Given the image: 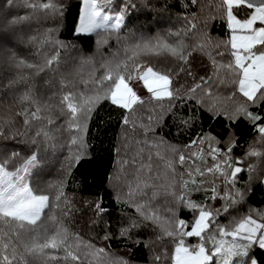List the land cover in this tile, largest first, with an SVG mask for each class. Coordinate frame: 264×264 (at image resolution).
Returning a JSON list of instances; mask_svg holds the SVG:
<instances>
[{
    "label": "snow or ice",
    "instance_id": "obj_1",
    "mask_svg": "<svg viewBox=\"0 0 264 264\" xmlns=\"http://www.w3.org/2000/svg\"><path fill=\"white\" fill-rule=\"evenodd\" d=\"M198 2L185 0V7ZM7 3L10 7H23L30 12L5 19L0 28L6 31L15 32L19 26L30 24L33 19L51 18L57 21V26L28 39L22 35L18 37L20 43L54 50L51 55L40 56L38 62L29 61L10 49L0 52V64L16 70L3 87L14 89L20 84L26 85L17 95V104L25 107L14 114L11 109L8 115L0 114V141L22 137L21 142L32 149L30 154L23 155L19 149L9 151L0 145V264H51L53 261H62L63 264H132L126 254L120 255L107 246L85 240L64 222L74 208L65 193V185L74 165L87 155L85 135L89 122L94 114L99 116V105L104 102L121 110L123 125H131L133 133L132 139L125 137V154L120 160L117 175L113 177L116 202L134 210L126 213V222L119 224L118 235L125 241H132L129 250L140 243L138 230L151 226L158 234L157 239L167 238L173 244L171 251L165 253L171 264H260L255 253L257 250L264 252V215L259 221L250 214L236 217L226 226L218 224L216 218L221 212L227 213L230 207L241 203L247 192V189L241 190L237 186L239 174L244 169L232 162L231 155L233 125L240 118L256 128L261 143V149L249 146L246 155L264 158V47L257 48V45L264 46V0H220L215 7L216 12L227 19L231 33L227 42H214L208 34L209 24L217 18L209 13L202 21V38L195 44L189 46L181 36L182 32L187 35L196 29V18L193 17L185 28L169 33L176 37L174 41L157 37L154 41L126 49V54L130 53L127 59L115 64L105 63V71L100 78L95 77V69L88 73L87 79L84 78V68L93 61L91 57L81 56L77 74L85 84V91H65L69 85L73 89L76 85L61 74L59 91H53L47 100L36 95L33 78L59 69L61 51L69 47L58 38L66 6L60 0H20L19 4L16 0H7ZM112 3L113 0H82L83 6L74 28L78 39L98 35L101 29H111L118 34L126 26L124 11L116 16L105 11L111 9ZM222 43L225 48L230 46L232 59L218 65L211 49H219ZM194 53L206 55L211 60L212 76L197 78L190 67ZM36 54L40 55L39 52ZM161 54L171 56L179 67L154 70L139 60L142 55ZM218 54L222 56L223 52ZM128 61H132L131 68ZM221 68L226 70V76L221 75ZM181 73L192 77L190 87L177 84ZM214 78L218 84L238 87L229 94L214 91L211 87ZM131 81H142L149 97L145 99L138 95L130 86ZM90 83L93 87L88 88ZM50 84L46 79L45 85ZM197 90H200V95H197ZM237 91L243 100L236 99ZM188 101H195V104H187ZM138 106L146 107L151 113L147 116V123L142 117L132 118ZM185 107L194 109L191 116L178 111ZM250 108H258L259 111H250ZM54 109L66 118L65 125L73 135L68 143L70 155L64 168V178L49 183L46 190L32 181L45 162L43 153H54L63 146L48 128L55 123ZM205 114L209 123L224 118L221 134L199 128L185 145L189 149L188 155L157 131L165 126L166 115L172 117L174 124L182 126L181 131L190 132ZM16 116L23 118V131L14 126ZM35 121H46V124L41 123L35 134L29 137ZM225 140L227 147H222ZM194 146L196 151H191ZM117 152L119 154L120 149ZM205 156L211 158L210 164ZM154 157L161 162L166 174H171L170 182H160L159 172L153 171ZM247 167L251 177L256 166L249 164ZM129 168L133 170L131 180L127 178ZM209 175L213 177L211 181L206 179ZM218 178L223 179V191L216 184ZM255 178L264 184V170ZM200 192L205 194V200L222 201V207L213 208L205 200L193 199V194ZM162 196L165 197L163 205L157 203ZM93 207L96 215L102 218L106 209L101 202L98 200ZM54 209H60L64 218L57 216ZM182 210L189 212L190 224L180 216ZM106 226L110 228L109 222ZM113 236L110 230H105L102 240H111ZM193 238L194 242H190Z\"/></svg>",
    "mask_w": 264,
    "mask_h": 264
},
{
    "label": "trees",
    "instance_id": "obj_2",
    "mask_svg": "<svg viewBox=\"0 0 264 264\" xmlns=\"http://www.w3.org/2000/svg\"><path fill=\"white\" fill-rule=\"evenodd\" d=\"M60 2L66 6V13L63 24L60 26L58 38L63 40L69 47L61 51L62 62L57 72H44L40 76L33 78V82L36 84V95L42 100H47V97L53 91H59L61 74L67 76L68 80L73 81L76 85L74 89L69 85L65 91H85V84L81 83V76L77 74L79 58L81 56L91 57L93 61L91 65L84 68L82 73L84 78L87 79L88 73L93 69H95V77L100 78L104 74L103 65L105 63L111 62L115 64L127 59V55H130V53L126 54V49L134 47L137 44L154 41L157 37H167L170 41H174L176 37L170 36L169 33H175L185 28L188 21L192 20L193 17L196 18V29L188 32L187 35H184L183 32L181 33L185 43L189 46L202 38L201 30L204 27L202 21L209 13L217 17L209 24L207 29L213 41L227 42L230 39V30L227 28L226 17L222 18L220 13L216 12L215 6L219 4L220 0H199L196 5L189 4L187 7H185V0H113L111 9H106L105 11L113 16L124 11V24L126 26L118 34L111 29H101L98 35L92 34L80 39L77 38L74 28L78 23L82 0H60ZM16 3L19 4L20 0H16ZM28 12L30 10L23 7H10L7 0H0V25L3 24L5 19H11L16 15L23 16ZM39 15L42 16L43 14L40 13ZM186 17L187 20L185 19ZM238 18L243 17L238 16ZM56 26L57 21L49 18L33 19L30 24L19 26L15 32L0 28V52H3L4 49H10L29 61L38 62L40 56L51 55L54 50L50 47L37 49L33 46L20 43L18 42V37L22 35L24 39H28L31 35H39L46 29L55 28ZM260 47L264 46L257 45V48ZM38 52L40 53L39 56L36 54ZM220 52H223L222 56L218 54ZM211 53L218 65L226 64L232 59L230 56V46L225 48L223 43L219 49H211ZM164 55L168 56L172 61L177 62L171 56ZM148 57H156V55H142L140 58ZM190 61V67L196 73L197 78L199 76H212V63L206 55L194 53ZM15 71V69L10 68L8 65L0 64V114L2 115H8L9 109L14 114L25 107V105L17 104V95L24 90L26 85L20 84L14 89L3 87L8 79L15 75ZM220 72L221 75H227L226 70L223 68L220 69ZM46 79L51 82L50 85H45ZM177 84H184L185 88L190 87L193 84L192 77L181 73ZM87 87L91 88L93 85L90 83ZM211 87L214 91L218 90L221 93L229 94L238 86L218 84L214 78ZM200 94V90H197V95ZM236 99L243 100L244 97L237 91ZM56 102L58 103V97L56 98ZM105 103L108 102H104L101 105ZM186 103L194 105L195 101H188ZM101 105H99V108ZM249 110L259 111L258 108H250ZM178 111L184 113L185 116H191L194 109L185 107L178 109ZM150 114L146 107L138 106L135 117L132 118L137 119L142 117L144 123H147V116ZM52 115L55 118V123L48 125V128L59 138V142L63 146L58 148L54 153L51 151L43 153L45 162L32 181L34 185L39 184L46 190L49 183H56L64 178V168L70 155L68 143L71 135H73L65 125L66 118L64 116L60 115L55 109ZM41 123L46 124V121L34 122V126L28 134L29 137L35 134L36 129L41 126ZM213 123H209V117L205 114L204 119L197 120L196 126L190 132L181 131L182 126L174 124L172 117L166 115L163 121L165 126L162 129H157V131L169 142L175 144L181 152L188 155L189 149L185 145L189 143L199 128L203 127L205 132L212 129L216 134H221V125L225 123L224 118L221 117ZM22 125L23 118L16 116L14 126L23 131ZM130 128L131 125L125 126L123 122L119 126H112L97 118L95 114L93 115V118L89 122L88 132L85 135L87 155L78 164L74 165L64 189L66 195L74 205L73 211L68 218L63 217L60 209H54V211L57 216L64 218L66 226L72 232L78 233L85 240L91 241L98 246H107L110 251H115L120 255L126 254L131 259L132 264H171L170 258L165 253L171 251L173 244L167 238L157 239L158 234L151 226L142 227L138 230L137 239H139L140 243L130 250L129 245L132 244V241H125L118 235L120 222H126L128 219L126 213L134 211L116 202V191L113 187L115 183L113 177L117 175L120 160L125 154L123 149L125 137L129 139L133 138ZM231 138L234 141L231 153L232 162L244 169L239 174L237 186L241 190L247 189V192L241 203L230 207L227 213L221 212L216 218L218 224L225 226L236 217L250 214L254 219L259 221L260 216L264 215V184H261L255 178L261 174V170H264V158H249L246 155L249 151V146L261 149L256 128L244 118H240L239 122L233 125ZM22 139L24 138L17 137L16 139L0 141V145L6 147L9 151L19 149L23 155H28L32 149L27 144L22 143ZM222 147H227V140H225ZM117 149H120L119 154ZM134 149L135 144H133ZM191 151H196L195 146ZM205 159L209 164L211 163L210 157L205 156ZM249 164L256 166V172L251 177L247 167ZM160 165L161 162L154 157L153 171L159 172L161 177L160 182H170L171 174H166V170ZM127 172V178L131 180L133 178V170L129 168ZM197 179L201 178L197 177ZM206 179L211 181L213 177L209 175ZM216 184L219 186L220 191L224 190L222 178L216 179ZM164 199L165 197L162 196L157 203L163 205ZM193 199L197 201L205 200V194L203 192L194 193ZM98 200L101 202L102 207L106 209L102 218L96 215L93 207L94 203ZM205 202L213 208H220L223 204L220 200H205ZM180 216L186 219L189 224L191 223L188 211L182 210ZM106 222H109L110 228L106 226ZM105 230H110L114 234L111 240H102ZM190 242H194V238ZM255 255L260 260V264H264V252L257 250ZM157 257H160V259L157 260ZM51 264H63V262L53 261Z\"/></svg>",
    "mask_w": 264,
    "mask_h": 264
},
{
    "label": "rangeland",
    "instance_id": "obj_3",
    "mask_svg": "<svg viewBox=\"0 0 264 264\" xmlns=\"http://www.w3.org/2000/svg\"><path fill=\"white\" fill-rule=\"evenodd\" d=\"M230 35H231V33H230ZM168 63H171L172 64L171 66H173L174 63L176 65L177 62L172 61V62H168ZM159 64L160 65H158V67H159L158 70L163 71L161 69H162V67L166 66V64H164V63L162 64V62H160ZM164 68H166V67H164ZM138 83H139L138 81H135L134 83H130V86L133 87L132 84H134L133 89L135 91H137V94L140 95L142 98L147 99L149 97V94L147 93V90L144 89L142 85H136ZM104 110H105L104 112H106V114L103 115L100 112L99 116H98L99 118H103L102 120L104 122H106V123H108V124H110L112 126H119L122 123L121 110L115 109L114 106H111V105L108 106L107 108H105Z\"/></svg>",
    "mask_w": 264,
    "mask_h": 264
},
{
    "label": "crops",
    "instance_id": "obj_4",
    "mask_svg": "<svg viewBox=\"0 0 264 264\" xmlns=\"http://www.w3.org/2000/svg\"><path fill=\"white\" fill-rule=\"evenodd\" d=\"M83 6V5H82ZM82 8V7H81ZM139 60H140V62H142V64L144 65V66H152L153 68H154V70H158V65H160L159 63L160 62H162V64L164 63V64H166V66H164V67H166V68H164V67H162V69L161 70H167V69H169V68H178L179 67V64L178 63H176V65H175V63H174V65L173 66H171L172 64L171 63H168V62H172V60L169 58V57H167L166 55H164V54H162V55H159V56H156V57H148V58H139ZM131 64H132V61H129L128 62V65H129V68H131ZM135 81H131L130 83H134ZM139 83L138 84H136V85H142L143 86V82L142 81H138ZM133 85V87H134V84H132ZM110 106V104L109 103H105V104H103V105H101V107L98 109V112L100 113H102L103 115H105L106 114V112H104L105 110V108H107L108 106ZM96 115V114H95ZM96 117L97 118H99L97 115H96ZM100 120H102L103 118H99ZM103 121V120H102Z\"/></svg>",
    "mask_w": 264,
    "mask_h": 264
}]
</instances>
